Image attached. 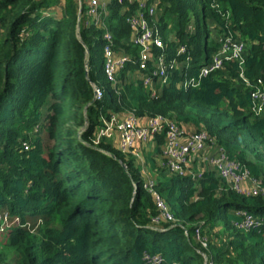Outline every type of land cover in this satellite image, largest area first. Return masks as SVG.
<instances>
[{"label":"trees","instance_id":"trees-1","mask_svg":"<svg viewBox=\"0 0 264 264\" xmlns=\"http://www.w3.org/2000/svg\"><path fill=\"white\" fill-rule=\"evenodd\" d=\"M61 1L0 0V264H146L145 254L162 255L164 264H205L192 242L202 223L203 237L217 240L209 263L264 264V194L238 193L208 165L199 180L159 167V135L145 157L159 173L154 191L179 224L154 231L160 211L133 154L94 142L114 113L168 116L207 132L264 185V112L255 113L251 98L264 84V0H147L158 3L167 61L191 66L187 86L175 77L155 97L145 73L129 79L139 72L133 62L117 84L104 71L106 30L118 53L138 58L127 18L139 5L109 0L105 28H98L86 24L85 7L80 16L74 0H64L61 18L46 15ZM229 36L247 45L242 61L200 77L220 37ZM180 47L186 54L178 55ZM94 85L104 91L101 101ZM37 127L55 140L48 151ZM242 211L259 224L236 227Z\"/></svg>","mask_w":264,"mask_h":264},{"label":"built area","instance_id":"built-area-1","mask_svg":"<svg viewBox=\"0 0 264 264\" xmlns=\"http://www.w3.org/2000/svg\"><path fill=\"white\" fill-rule=\"evenodd\" d=\"M85 7L88 26L95 25L103 28V15L107 14V4L102 0H85L81 3ZM127 23L132 30L131 44L138 49V58L130 55L118 53L114 49V39L110 31L106 30L104 39L107 42L104 48L105 56V76L112 84L118 83V76L127 65L133 62L138 68L139 73H145L143 78L144 86L150 91L151 96L158 95V90L169 86L175 79L179 77L181 80L178 86H187L189 80L185 75V70L191 67L188 63L179 64L177 60L167 61V46L161 37L159 29L158 3L147 5V0H142L135 13L127 18ZM105 28V27H104ZM220 49L212 56L209 64L201 67L200 77L209 76L224 68L225 62L240 60L242 61L247 45L233 37H220ZM186 47H180L178 55L186 54ZM244 82L250 85V82L243 76ZM259 86L251 92L253 101V110L256 114L264 112V84L258 81ZM158 87V88H157ZM95 99L101 101L104 97V91L101 87L94 85ZM104 125L96 135V144L101 141H118V148L123 153H130L137 148L139 143H149L156 140L159 135L165 136V145L163 147L162 157L167 169L178 176L191 175L194 179L202 178V171H189L191 161L197 157H201L202 153L209 147H216V155L209 162L210 169H213L218 177L229 183L235 191L242 195L250 196L264 194V185L262 181L253 177L249 169L242 165L239 161L229 157L227 152L217 146L215 138L211 137L207 132L201 131L187 135L182 127L168 116H156L148 118L147 124L140 125L138 117L134 114L127 120H122L112 114L109 119L103 120ZM25 149L29 150V146L24 144ZM196 157V158H195ZM150 191L155 197L156 204L160 211V215L153 219V225L159 223L160 219L169 222L174 220L170 213L168 205L154 191L151 185ZM241 222L235 226L241 230H250L259 224V220L247 212H239ZM152 225V226H153ZM154 228V227H152ZM155 230L158 231V229ZM163 231V229L161 230ZM197 237L201 244L207 247V240L197 231ZM144 260L146 264H164L162 255L145 254Z\"/></svg>","mask_w":264,"mask_h":264},{"label":"crops","instance_id":"crops-1","mask_svg":"<svg viewBox=\"0 0 264 264\" xmlns=\"http://www.w3.org/2000/svg\"><path fill=\"white\" fill-rule=\"evenodd\" d=\"M103 2H105L106 4L108 3L109 0H102ZM142 0H130V2L132 3H137L139 5V3L141 2ZM138 9V8H137ZM139 72L137 70H135L133 73H129V79H137L139 77ZM158 88V87H157ZM162 89H159L158 92L160 93ZM114 115H116L118 118L122 119V120H127L128 118H130L132 116V113L130 112H125V113H120V114H116L114 113ZM147 121H148V117H143V118H139L138 117V122L140 125H145L147 124ZM183 130L186 132L187 135H191L193 133H195L196 129L194 126L192 125H187V126H183L182 127ZM101 129V128H100ZM100 129L97 131V133L100 131ZM114 144V146L118 148V141L115 140V142H111ZM156 140L155 142H149V143H139L137 145V148L138 149H141L143 151V148H144V151L143 153L141 152H137L136 156L135 155H132L131 157L135 158L137 160V165H139L141 167V171H142V174H145L144 179L145 181L149 182L148 178L152 179V182L154 181L155 183L157 182V178H158V172L156 170H154V172L151 171V166L150 164L147 162H143V163H139L138 161L141 160V157L144 155V156H147V154H149L150 152H153L154 149L156 148ZM149 149V150H148ZM216 155V147L215 146H209L201 155V157H195L196 159L193 158V160L191 161L190 165H189V171H200L202 168H201V165L203 166H209V162L208 160H210L212 157H214ZM146 158V157H145ZM143 160V159H142ZM164 160V159H163ZM145 161V160H144ZM158 165L159 167L162 166L163 169H167V167L165 166V162L162 161L161 158H159L158 160ZM195 162H197L195 164ZM195 166L198 167V169L195 168ZM149 176V177H146V176Z\"/></svg>","mask_w":264,"mask_h":264},{"label":"rangeland","instance_id":"rangeland-1","mask_svg":"<svg viewBox=\"0 0 264 264\" xmlns=\"http://www.w3.org/2000/svg\"><path fill=\"white\" fill-rule=\"evenodd\" d=\"M76 3H77V5H78V7H79V14H80V16H81V13H82V5H81V3H84L85 2V0H74ZM64 3H65V1L64 0H62L61 1V3H60V5L58 6V7H54V8H51V9H49L48 11H46V15H49V12L51 13H53L52 15L54 16V17H56V18H61V16H62V12H63V8H64ZM134 53L135 52H132L131 54H129L130 56H132V57H135V55H134ZM120 75V74H119ZM99 85H102L101 83H99ZM51 101V100H50ZM46 115H47V111H46V107L44 108V110H43V117L45 118L46 117ZM45 122V121H44ZM43 122V123H44ZM45 124V123H44ZM83 131V129H81V132ZM36 132L40 135V138H41V140H42V143H43V145H44V148H45V150L46 151H48V149H50L54 144H55V140H53L52 138H50V136H49V131L48 130H46V129H41V128H39V127H37L36 128ZM157 138L158 137H156V141H157ZM95 141H96V139H95ZM153 142H155V140H153ZM26 145H29V144H26ZM95 145H98V144H96L95 143ZM142 149V148H141ZM141 149H138V148H136L135 150H133V151H131L130 153H126V154H133V155H135L136 156V154H137V152H141V153H143V151H144V148H143V151L141 150ZM149 150V149H148ZM143 159V160H142ZM145 160V161H144ZM139 163H143V162H146V158H145V156L143 155L142 157H141V160H139L138 161ZM158 175H159V173H158ZM142 176H145V174H142ZM146 177H149L148 175L146 176ZM154 178H152V179H150V178H148V180H149V182L147 181V187L150 189L151 188V185H153L154 186V181L152 182V180H153ZM4 211V210H3ZM5 213V212H4ZM0 219H2V218H0ZM172 222V224H179V221L177 220V219H174L173 221H171ZM166 223H169V221H167V220H163L162 218L160 219V221H159V223L158 224H156V225H150V227L149 228H151L152 230H154V231H156L155 230V227H156V229H158V231H161L162 229H165L164 228V226L165 225H163V224H166ZM203 224V223H202ZM202 224H200L198 227H197V230H196V234L194 235V237H192L193 239H192V242L194 243V245L197 247V250H198V253L199 254H201L203 257H204V259H205V264H208L209 263V255H208V251L210 250V242H213V244H216L217 243V240L213 237V236H208V239H209V241H208V239H207V237H206V239L203 237V233H202V230H201V226H202ZM152 227H154V228H152ZM200 231V235H201V237H203L205 240H207L206 242H207V247H204L202 244H201V242H200V239L197 237V231ZM221 230V232H224L225 230H224V227H220L219 229H217L215 232H213V235L214 236H216V233L218 234L219 233V231ZM187 235L188 236H190V234H189V232H187ZM230 235V234H229ZM214 239V240H213ZM209 264H211V263H209Z\"/></svg>","mask_w":264,"mask_h":264},{"label":"water","instance_id":"water-1","mask_svg":"<svg viewBox=\"0 0 264 264\" xmlns=\"http://www.w3.org/2000/svg\"><path fill=\"white\" fill-rule=\"evenodd\" d=\"M87 67H88V63H87Z\"/></svg>","mask_w":264,"mask_h":264}]
</instances>
